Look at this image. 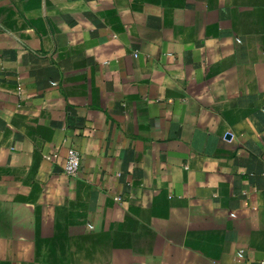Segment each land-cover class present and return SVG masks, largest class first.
Masks as SVG:
<instances>
[{
	"label": "crops",
	"instance_id": "0c3cea01",
	"mask_svg": "<svg viewBox=\"0 0 264 264\" xmlns=\"http://www.w3.org/2000/svg\"><path fill=\"white\" fill-rule=\"evenodd\" d=\"M0 264H264V0H0Z\"/></svg>",
	"mask_w": 264,
	"mask_h": 264
},
{
	"label": "built area",
	"instance_id": "2783aa9c",
	"mask_svg": "<svg viewBox=\"0 0 264 264\" xmlns=\"http://www.w3.org/2000/svg\"><path fill=\"white\" fill-rule=\"evenodd\" d=\"M80 158L77 151L70 149L67 152L63 170L67 175L73 176L77 173L79 168Z\"/></svg>",
	"mask_w": 264,
	"mask_h": 264
}]
</instances>
